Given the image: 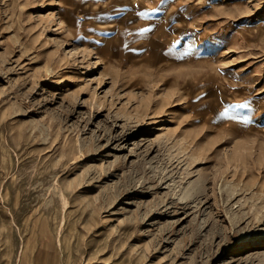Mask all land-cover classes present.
<instances>
[{"label":"rangeland","instance_id":"rangeland-1","mask_svg":"<svg viewBox=\"0 0 264 264\" xmlns=\"http://www.w3.org/2000/svg\"><path fill=\"white\" fill-rule=\"evenodd\" d=\"M0 264H264V0H0Z\"/></svg>","mask_w":264,"mask_h":264},{"label":"snow or ice","instance_id":"snow-or-ice-1","mask_svg":"<svg viewBox=\"0 0 264 264\" xmlns=\"http://www.w3.org/2000/svg\"><path fill=\"white\" fill-rule=\"evenodd\" d=\"M153 11H155V9H154ZM136 16H137V17H140V18H147V17H149V13L146 12V11H141V12H137V13H136ZM132 22H133V23L135 22V18H133V21H132ZM149 31H150V29H148V28H140V29H139V33H140V34H144V33H147V32H149ZM125 47H127V45H125ZM250 107H251V105L248 104V103H245V104H243V105H230V106H229V108H231V109H233V110H235V109H239V108H250ZM221 115H228V109L226 108V109L224 110V112L221 113ZM232 118H233V119H242V117H240L239 115H235V116H233Z\"/></svg>","mask_w":264,"mask_h":264}]
</instances>
